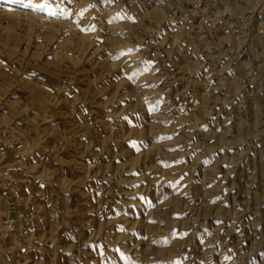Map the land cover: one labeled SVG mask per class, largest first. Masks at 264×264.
Returning <instances> with one entry per match:
<instances>
[{
	"label": "rangeland",
	"instance_id": "374dc122",
	"mask_svg": "<svg viewBox=\"0 0 264 264\" xmlns=\"http://www.w3.org/2000/svg\"><path fill=\"white\" fill-rule=\"evenodd\" d=\"M0 264H264V0H0Z\"/></svg>",
	"mask_w": 264,
	"mask_h": 264
}]
</instances>
